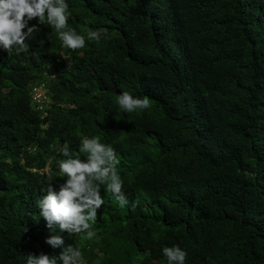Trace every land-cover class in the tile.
Masks as SVG:
<instances>
[{
	"label": "trees",
	"instance_id": "1",
	"mask_svg": "<svg viewBox=\"0 0 264 264\" xmlns=\"http://www.w3.org/2000/svg\"><path fill=\"white\" fill-rule=\"evenodd\" d=\"M67 3L68 26L99 43L74 51L38 25L27 54L0 47V264L60 254L36 202L49 176L57 191L67 180L63 145L83 159L92 137L119 154L129 204L102 189L91 236L57 230L81 264H169L174 245L186 264H264V0ZM44 83L43 121L32 89ZM125 91L150 110H122Z\"/></svg>",
	"mask_w": 264,
	"mask_h": 264
},
{
	"label": "clouds",
	"instance_id": "2",
	"mask_svg": "<svg viewBox=\"0 0 264 264\" xmlns=\"http://www.w3.org/2000/svg\"><path fill=\"white\" fill-rule=\"evenodd\" d=\"M68 8L67 0H0V47L9 55L13 51L27 54L30 47L27 41L34 38L33 34L38 31V25H51L62 46L74 51L83 50L86 40L99 43L102 38L99 30L89 29L86 35H80L68 26L71 16L70 12L68 16L65 14ZM33 19H37L36 25L29 23ZM117 102L129 114L136 109L150 110L147 96L141 99L127 91L118 95ZM60 151L65 159H58L57 164L67 180L59 185L57 191L52 177L49 176L47 195L40 197L36 206L39 209V219L42 217L52 232L45 239V243L61 251L58 256L29 254L26 256V264H81L83 257L78 242L75 240L74 245H66L63 236L56 234L57 230L60 233L67 231L71 238H79L85 233L91 236L89 229L93 225L89 221L98 219V210L105 204L101 195L102 189L121 208L129 204L117 171L119 154L111 144L101 143L99 137L84 138L79 150L84 154L83 159L79 154L73 157L67 142ZM135 206L134 203L133 207ZM39 219L34 220L39 223ZM28 231L25 226L24 233ZM162 251L169 264H186L187 252L179 246H166Z\"/></svg>",
	"mask_w": 264,
	"mask_h": 264
},
{
	"label": "built area",
	"instance_id": "3",
	"mask_svg": "<svg viewBox=\"0 0 264 264\" xmlns=\"http://www.w3.org/2000/svg\"><path fill=\"white\" fill-rule=\"evenodd\" d=\"M51 101L48 96L47 84L36 85L32 89V106L36 112L41 113V118L44 121L48 116V109L50 108ZM44 126L43 129H46Z\"/></svg>",
	"mask_w": 264,
	"mask_h": 264
}]
</instances>
